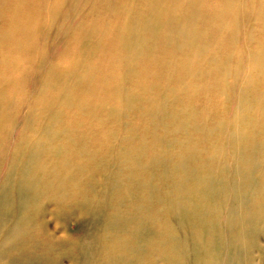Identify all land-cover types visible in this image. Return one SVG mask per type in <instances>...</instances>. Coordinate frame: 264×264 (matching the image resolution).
<instances>
[{"label":"bare ground","instance_id":"1","mask_svg":"<svg viewBox=\"0 0 264 264\" xmlns=\"http://www.w3.org/2000/svg\"><path fill=\"white\" fill-rule=\"evenodd\" d=\"M264 0H0V264H253Z\"/></svg>","mask_w":264,"mask_h":264},{"label":"rangeland","instance_id":"2","mask_svg":"<svg viewBox=\"0 0 264 264\" xmlns=\"http://www.w3.org/2000/svg\"><path fill=\"white\" fill-rule=\"evenodd\" d=\"M259 243L261 244L262 250L257 246L253 251V264H264V224L262 223L259 227Z\"/></svg>","mask_w":264,"mask_h":264}]
</instances>
